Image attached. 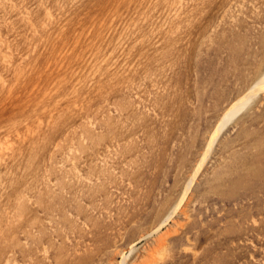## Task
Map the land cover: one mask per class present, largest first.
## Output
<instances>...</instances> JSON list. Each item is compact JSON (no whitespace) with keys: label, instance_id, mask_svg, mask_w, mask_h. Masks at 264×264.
Instances as JSON below:
<instances>
[{"label":"rangeland","instance_id":"1","mask_svg":"<svg viewBox=\"0 0 264 264\" xmlns=\"http://www.w3.org/2000/svg\"><path fill=\"white\" fill-rule=\"evenodd\" d=\"M263 68L264 0H0V264H264V89L184 191Z\"/></svg>","mask_w":264,"mask_h":264},{"label":"bare ground","instance_id":"2","mask_svg":"<svg viewBox=\"0 0 264 264\" xmlns=\"http://www.w3.org/2000/svg\"><path fill=\"white\" fill-rule=\"evenodd\" d=\"M119 6V5H118ZM111 8V7H110ZM85 15V14H84ZM91 20V19H90ZM67 32V31H66ZM112 36V35H111ZM57 45V44H56ZM103 45V44H102ZM43 49V48H42ZM73 77V76H72ZM67 83V82H66ZM41 88V87H40ZM264 89V68L259 73L258 77L254 80V82L251 83V85L248 87L246 92L235 98L222 112L221 117L217 120L215 125L213 126V129L211 133L208 136L207 142L205 144L204 153L202 154L197 168L192 172L193 174L188 178L185 186V190L187 191L188 186L191 184L192 180L194 179L195 173L198 170V167L203 163L206 156L209 154L210 147L215 142L216 137L218 136L219 130H221L223 127H225V124L230 121V119L236 114L237 112L243 111L245 108L247 109L248 104L253 100L252 97L255 95V93H258ZM20 91V90H19ZM263 94V93H262ZM8 98V97H7ZM32 100V99H31ZM27 107V106H26ZM232 121V119H231ZM228 124V123H227ZM221 133V132H220ZM4 139V138H3ZM183 192V191H182ZM183 196V194H182ZM180 196V197H182ZM176 207V206H175ZM171 211V210H170ZM172 212V211H171ZM170 213V212H169ZM168 213V214H169ZM164 221V220H162ZM161 221V222H162ZM160 222V223H161ZM158 228V227H157ZM175 231V230H174ZM148 236V235H146ZM120 255V254H119Z\"/></svg>","mask_w":264,"mask_h":264}]
</instances>
